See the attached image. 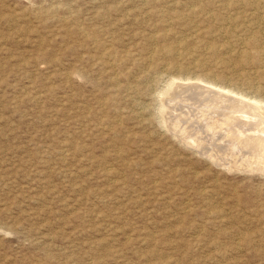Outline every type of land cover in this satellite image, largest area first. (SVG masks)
<instances>
[{"label":"rangeland","instance_id":"obj_1","mask_svg":"<svg viewBox=\"0 0 264 264\" xmlns=\"http://www.w3.org/2000/svg\"><path fill=\"white\" fill-rule=\"evenodd\" d=\"M156 1L0 0V264H264V170L183 146L154 91L145 108L115 95L109 76L142 81L146 50L225 39L157 23L148 9L175 0ZM108 50L133 56L110 67Z\"/></svg>","mask_w":264,"mask_h":264},{"label":"bare ground","instance_id":"obj_2","mask_svg":"<svg viewBox=\"0 0 264 264\" xmlns=\"http://www.w3.org/2000/svg\"><path fill=\"white\" fill-rule=\"evenodd\" d=\"M139 1L147 4L154 0ZM187 1L189 0L165 1L164 3H166V5H162L165 7H151L147 12L154 15L157 18V23L165 25V27L172 24L174 21H180L184 25L191 23V27H194L191 34L195 39L198 38V32L202 29L197 25L200 21L204 20L206 22L205 26H207L206 33L211 32L210 34H214V38L224 37L225 39L221 40L222 42L197 39L194 42L185 41L184 43H178L174 46L162 43L160 46H157L158 48L156 49L146 50L147 53H149V64L146 68V74L139 76L142 81L133 82L130 79H123L120 82L117 71H114L116 73L113 76H109L113 81L112 84L115 86L114 89H116L115 95H123V98L133 101L135 105H139L140 108H145L146 103L144 104V102L139 101V98L147 94L148 90L154 91L155 94L153 93V99L156 100L157 106V109L154 111L155 113L157 111L159 119L157 120L161 125H164L172 135L176 136L177 139L184 144L183 146L186 145L190 149L193 148L200 153L199 155H204L215 163L222 161L221 163H226L225 165H227L228 168H232V166L242 167L243 165L247 167L248 170H253L254 172H256V170H264V0H195L186 3ZM129 2H127V4ZM177 3L182 5L181 12H171L169 10L170 7L167 6H172V4L174 5ZM61 16H64V13ZM137 21L138 20L135 22ZM78 23L80 22H77V25ZM210 25L212 28H208ZM148 30L151 29L149 28ZM155 30H153V32ZM168 32L169 30L155 32L151 35H146L144 39H146V43L150 41L162 42L165 41ZM91 40L96 41L93 38H91ZM190 43L193 44L192 47H189V45H191ZM105 46L104 48L107 47ZM83 47L82 49H84ZM158 53L170 54L173 60L164 61L158 57ZM103 54L106 56V62L110 64V67L126 59H132L133 56L132 53H128V51H125V53H118L108 50L105 52L103 51ZM58 63L60 62L58 61ZM109 64L107 65L109 66ZM126 74L127 73H124V76ZM148 77L150 79H148ZM156 78L162 79L163 83L160 84L161 82H157L153 85L152 81ZM142 83L144 84L141 85ZM66 87L68 89L69 86L67 85ZM104 103L105 101H102V104ZM119 121L118 119V122ZM126 141L128 140L126 139ZM101 161H99L100 164ZM105 162L106 161H104V163ZM65 163L66 162H64V165ZM136 167H138V165ZM118 181H120V179ZM92 210L94 212V209ZM97 216H99V214ZM139 235L140 234H138V236ZM249 238L246 240H250ZM244 243L245 242H243V244Z\"/></svg>","mask_w":264,"mask_h":264}]
</instances>
